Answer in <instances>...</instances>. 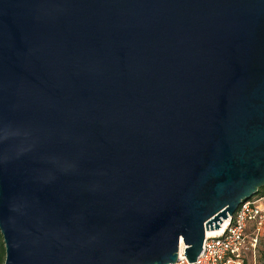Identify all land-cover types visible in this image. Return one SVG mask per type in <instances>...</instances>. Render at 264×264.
I'll use <instances>...</instances> for the list:
<instances>
[{
  "label": "water",
  "instance_id": "1",
  "mask_svg": "<svg viewBox=\"0 0 264 264\" xmlns=\"http://www.w3.org/2000/svg\"><path fill=\"white\" fill-rule=\"evenodd\" d=\"M264 186V0H0L4 264L196 261Z\"/></svg>",
  "mask_w": 264,
  "mask_h": 264
},
{
  "label": "built area",
  "instance_id": "2",
  "mask_svg": "<svg viewBox=\"0 0 264 264\" xmlns=\"http://www.w3.org/2000/svg\"><path fill=\"white\" fill-rule=\"evenodd\" d=\"M263 229L264 195L254 196L238 207L221 232L206 234L196 261L190 262L180 248L174 264H249V256L255 264Z\"/></svg>",
  "mask_w": 264,
  "mask_h": 264
},
{
  "label": "rangeland",
  "instance_id": "3",
  "mask_svg": "<svg viewBox=\"0 0 264 264\" xmlns=\"http://www.w3.org/2000/svg\"><path fill=\"white\" fill-rule=\"evenodd\" d=\"M251 260L249 256V260H247V262H249V264H253L254 262H251ZM255 262H256L255 264H264V229L262 230V233L260 236L259 244H258L257 251H256V261Z\"/></svg>",
  "mask_w": 264,
  "mask_h": 264
},
{
  "label": "trees",
  "instance_id": "4",
  "mask_svg": "<svg viewBox=\"0 0 264 264\" xmlns=\"http://www.w3.org/2000/svg\"><path fill=\"white\" fill-rule=\"evenodd\" d=\"M261 195L262 196L264 195V186H262L257 192V196H261ZM5 256H6L5 244L3 240V235L0 231V264H4Z\"/></svg>",
  "mask_w": 264,
  "mask_h": 264
},
{
  "label": "bare ground",
  "instance_id": "5",
  "mask_svg": "<svg viewBox=\"0 0 264 264\" xmlns=\"http://www.w3.org/2000/svg\"><path fill=\"white\" fill-rule=\"evenodd\" d=\"M227 221H228V219L225 220V221L222 223L220 229L208 230L206 234H217V233L221 232V231L223 230V228L225 227V225L227 224ZM183 249H184V244L181 243V250H183Z\"/></svg>",
  "mask_w": 264,
  "mask_h": 264
}]
</instances>
